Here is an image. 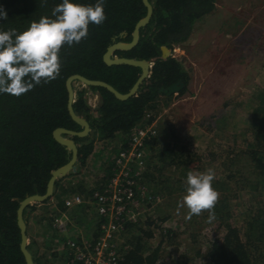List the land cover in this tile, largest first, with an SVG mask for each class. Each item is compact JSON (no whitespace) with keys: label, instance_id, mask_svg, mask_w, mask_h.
<instances>
[{"label":"trees","instance_id":"obj_1","mask_svg":"<svg viewBox=\"0 0 264 264\" xmlns=\"http://www.w3.org/2000/svg\"><path fill=\"white\" fill-rule=\"evenodd\" d=\"M149 1L152 17L140 30L138 44L113 54L152 63L148 78L125 101L102 88L73 85V110L87 120L91 129L85 138H73L78 149L76 171L56 180L49 200L29 205L23 212L26 224L33 214L32 220L47 241L45 247L52 251L65 242L53 226L55 217L67 211L69 218L76 216L78 220L93 207L83 203L68 210L66 196L78 194L87 200L94 192L103 191L115 171L118 153L128 147L131 130L152 123L161 102L167 105L174 96L168 97L160 90L181 81L184 87L178 94L186 91L188 73L172 55L163 59L161 47L172 51L183 46L195 25L212 14L217 3ZM145 14L141 0H0V264H25L16 223L18 204L27 196L44 194L51 172L70 158V152L54 140L53 131L82 130L68 114L65 80L78 74L127 93L138 79L140 68L107 66L102 58L111 44L131 40L134 25ZM87 92L99 95L95 109L87 104ZM254 101L251 143L223 164L233 173L224 180L215 176H204L202 182V178L194 179L198 181L193 186L196 191L213 192L203 202L207 219L214 222L205 252L207 264H264V90L255 93ZM158 143L157 137H151L144 147L155 149ZM184 150L165 141L154 150L153 157L161 163L160 169L176 163L191 172L194 156ZM145 178L147 183L156 184L158 191L166 190L169 198L183 189L178 186L180 182L170 186L148 173ZM233 181L237 188L227 195L233 192ZM236 199L245 209L242 227L231 222L232 201ZM99 221L97 217L94 222V238ZM151 221L148 218L124 225L125 244L116 264L159 263V247L153 249L148 244L153 236ZM26 232L30 237L28 227ZM31 243L27 249L34 264H55L41 259L32 251Z\"/></svg>","mask_w":264,"mask_h":264},{"label":"rangeland","instance_id":"obj_2","mask_svg":"<svg viewBox=\"0 0 264 264\" xmlns=\"http://www.w3.org/2000/svg\"><path fill=\"white\" fill-rule=\"evenodd\" d=\"M177 48L175 58L188 73L189 83L186 91L174 95L167 105L161 102L154 119V138L159 143L155 149L144 150L145 168L138 179L147 190L145 197L154 199L143 201L147 210L140 221L152 220L149 230L153 236L148 244L153 249L159 247L158 264H207L205 252L213 236L214 222L207 219L203 202L213 192L196 191L193 186L198 181L194 179L202 178L201 182L204 176L227 179L233 169H226L223 164L251 143L254 95L264 90V0H217L214 12L198 22L188 41ZM167 129L171 132L167 133ZM165 141L194 156L193 171L187 172L176 163L160 169L161 163L153 155ZM210 154L215 158H209ZM147 173L170 186L180 182L178 186L183 189L173 194L175 198H169L166 190L158 191L156 184L146 182ZM234 181L233 192L227 195L237 188ZM244 211L241 200L232 201L231 222L238 227L244 223ZM97 217L91 207L78 220L76 216L69 218L65 229L60 231L65 242L53 251L45 247L47 241L39 235L41 230L37 229L34 236L32 227L28 244L32 242V251L41 259L67 264L70 257L67 240L91 242ZM143 228L148 230L145 224ZM124 233L123 230L114 241L119 252L125 244Z\"/></svg>","mask_w":264,"mask_h":264},{"label":"built area","instance_id":"obj_3","mask_svg":"<svg viewBox=\"0 0 264 264\" xmlns=\"http://www.w3.org/2000/svg\"><path fill=\"white\" fill-rule=\"evenodd\" d=\"M178 50L177 47L173 48V57ZM89 104L93 109L97 106L95 101ZM155 133L154 120L133 128L128 147L117 155L115 171L106 188L101 192H94L87 200L78 194L65 198L68 210L87 203L95 208L100 217L98 235L91 242L84 239L78 243L67 240L66 246L70 252L67 264H116L120 259L122 252L117 250L114 241L123 232L125 224L136 223L144 216L147 209L143 201L154 199L151 196L145 197L147 190L139 184L138 179L145 168L144 143L154 137ZM29 217L33 218V214L30 213ZM68 223L66 211L55 217L53 226L62 232Z\"/></svg>","mask_w":264,"mask_h":264},{"label":"water","instance_id":"obj_4","mask_svg":"<svg viewBox=\"0 0 264 264\" xmlns=\"http://www.w3.org/2000/svg\"><path fill=\"white\" fill-rule=\"evenodd\" d=\"M143 6L146 9V14L139 19L133 27L131 32V40L129 42H115L107 47L105 53L103 54V62L107 66H114V65H126V66H133L139 67L141 69V73L133 84V86L129 89V91L125 94H122L115 90L111 85L106 82L99 81V80H89L81 75L74 74L69 76L65 80V88L67 91V111L72 121L78 124L82 130L81 131H72L65 128H56L52 136L54 140L64 146L70 152V158L67 163L58 167L57 169L51 172L50 178L46 185L45 193L42 195L34 194L31 196L25 197L22 201L19 202L18 207L16 209V223L19 229L20 234V252L23 255L25 264H34L32 254L27 249L28 246V236H27V226L26 222L23 217L24 210L32 204H41L49 200L54 191V184L56 180L67 176L70 172L76 171V162L78 156V149L73 140V138H85L90 133V125L86 119L78 116L75 114L73 110V103L75 99V92L73 89V85L75 83L83 86V87H98L106 90L110 94H112L117 100L125 101L132 96H134L142 84V82L148 78L150 74V70L152 67V63L147 60H136L132 58H124V57H115L113 56L114 52L117 50L127 51L134 48L140 38V30L144 28L150 21L153 13V8L149 0H141ZM121 36H125L124 33H121ZM162 58L166 59L170 56L171 51L165 47H161ZM184 87L183 82L178 81L177 83L167 87L166 89H161L160 92L167 96L172 95L174 93L179 92Z\"/></svg>","mask_w":264,"mask_h":264},{"label":"crops","instance_id":"obj_5","mask_svg":"<svg viewBox=\"0 0 264 264\" xmlns=\"http://www.w3.org/2000/svg\"><path fill=\"white\" fill-rule=\"evenodd\" d=\"M88 100H89V102L95 101V102H98L99 103L98 97L95 98V95L94 94H91V93H89ZM32 219L33 218L29 217L28 230H29V228L32 227V230L34 231L33 232V235L35 236V235H37V224ZM39 235L41 236V234H39Z\"/></svg>","mask_w":264,"mask_h":264},{"label":"flooded vegetation","instance_id":"obj_6","mask_svg":"<svg viewBox=\"0 0 264 264\" xmlns=\"http://www.w3.org/2000/svg\"><path fill=\"white\" fill-rule=\"evenodd\" d=\"M170 55H171V53H170ZM161 56H162V52H161ZM141 70V69H140ZM184 84V83H183ZM79 85V84H78ZM171 86V85H170ZM169 87V86H168ZM166 89V88H165ZM89 93H91V92H89ZM89 93H88V95H87V97H89ZM91 94H94L95 96L97 95V97H98V99H99V95L98 94H96V93H91ZM178 94V92L177 93H174V94H172V95H177ZM165 95V94H164ZM172 95H169V96H172ZM167 96V95H166ZM168 96V97H169ZM87 104H88V106L91 108V109H93L92 107H91V105L89 104V101H87ZM99 103L97 102V105H98Z\"/></svg>","mask_w":264,"mask_h":264}]
</instances>
